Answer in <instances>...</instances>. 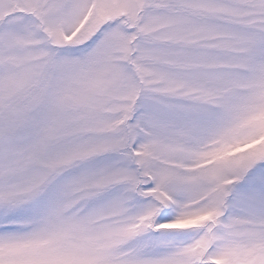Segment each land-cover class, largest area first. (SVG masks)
<instances>
[{"label": "snow or ice", "instance_id": "snow-or-ice-1", "mask_svg": "<svg viewBox=\"0 0 264 264\" xmlns=\"http://www.w3.org/2000/svg\"><path fill=\"white\" fill-rule=\"evenodd\" d=\"M0 264H264V0H0Z\"/></svg>", "mask_w": 264, "mask_h": 264}]
</instances>
